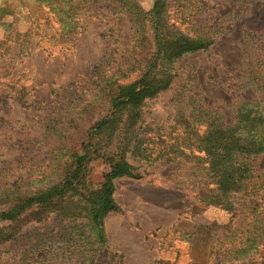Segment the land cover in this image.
<instances>
[{"label": "rangeland", "instance_id": "rangeland-1", "mask_svg": "<svg viewBox=\"0 0 264 264\" xmlns=\"http://www.w3.org/2000/svg\"><path fill=\"white\" fill-rule=\"evenodd\" d=\"M161 3L172 32L212 43L171 59L164 87L97 128L118 86L146 74L156 89L165 76L153 0H0V212L62 183L81 157L74 191L0 222V264H264V193L237 194L233 211L206 205L204 164L181 152L211 121L235 124L243 101L255 125L264 118V0ZM113 158L132 175L111 178L117 210L98 234L86 198Z\"/></svg>", "mask_w": 264, "mask_h": 264}, {"label": "trees", "instance_id": "trees-1", "mask_svg": "<svg viewBox=\"0 0 264 264\" xmlns=\"http://www.w3.org/2000/svg\"><path fill=\"white\" fill-rule=\"evenodd\" d=\"M163 0H153V8L148 13V21L152 28L153 40L156 46L154 62H162L165 76L158 80L156 89L148 86L147 75L126 86H118L109 100V111L111 119H101L96 125L97 128H106L112 124V117L120 113L125 106L137 104L155 90L164 87L171 74L168 72L167 64L171 59L180 56L184 52L205 49L212 43L211 38L189 37L172 32V25L168 24V13L161 11V7H167ZM167 31L166 36L165 33ZM261 66L264 72V31L261 32ZM163 60H160L162 59ZM165 58V59H164ZM263 76H261L262 78ZM264 91V84L261 82V93ZM262 102V97H261ZM248 101H243L238 108V114L233 125H227L221 120L211 121L205 130L199 134H189L194 145V149L184 152L185 157H193L202 163L206 177L211 180L212 187L208 188L207 194L202 196V201L206 205L217 207L221 210L233 211L234 199L237 194L250 195L264 193V175L257 174L253 177V166L255 159L264 154V118L255 125L256 118L248 115L246 108ZM190 139V137H187ZM110 173L106 176L100 187V192L96 196L86 198V213L92 227L100 231L101 217L109 211L117 210V206L111 198L112 184L111 178L123 175H132L131 166L122 158L110 159ZM81 171V157L77 156L72 163L65 180L43 191L40 194L31 195L18 200L16 204L7 210L0 212V222L13 220L18 212L32 204H44L54 196L74 191ZM256 211L257 208L253 207ZM257 213H259L257 211ZM262 222L261 219H259ZM259 229V227H257ZM258 236V235H257ZM245 248L235 250V253H245ZM236 257V256H235Z\"/></svg>", "mask_w": 264, "mask_h": 264}]
</instances>
